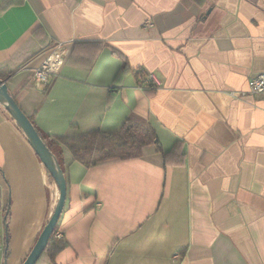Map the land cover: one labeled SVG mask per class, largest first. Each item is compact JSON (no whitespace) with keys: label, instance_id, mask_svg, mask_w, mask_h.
<instances>
[{"label":"crops","instance_id":"1","mask_svg":"<svg viewBox=\"0 0 264 264\" xmlns=\"http://www.w3.org/2000/svg\"><path fill=\"white\" fill-rule=\"evenodd\" d=\"M54 50L60 69L36 87L33 69ZM259 73L264 0H0V79L44 136L129 121L158 139L138 157L90 166L53 144L66 246L35 264H264V97L247 93ZM175 143L182 162L166 164ZM57 195L0 103L6 264L24 261Z\"/></svg>","mask_w":264,"mask_h":264},{"label":"trees","instance_id":"2","mask_svg":"<svg viewBox=\"0 0 264 264\" xmlns=\"http://www.w3.org/2000/svg\"><path fill=\"white\" fill-rule=\"evenodd\" d=\"M91 47L98 52L104 46L102 43H94L91 44ZM127 69L128 66L123 64L117 73V82L120 75L125 73ZM132 72H136L135 75L137 78L139 74L142 73L141 71L134 70H132ZM144 77H146V75L142 74L141 78L143 79ZM147 85H150V83L148 82ZM27 117L52 154L53 144L60 145L66 150L72 161H78L85 166L94 165L108 160L138 157L142 154L145 146L152 143L158 144L157 134L154 129L150 127L145 128L129 121L125 122L120 129L113 132L89 131L79 135L46 137L35 126L33 118L29 116ZM182 155L183 153L180 143H175L170 150L163 152L166 164H180L182 162ZM56 159L65 176L62 162H59L57 157ZM49 177L53 180L50 174ZM65 204L66 202L64 203V206ZM59 219L44 251L39 258L45 255L53 261L57 253L66 246V242L63 241V239L59 240L54 238L55 232L59 229Z\"/></svg>","mask_w":264,"mask_h":264},{"label":"water","instance_id":"3","mask_svg":"<svg viewBox=\"0 0 264 264\" xmlns=\"http://www.w3.org/2000/svg\"><path fill=\"white\" fill-rule=\"evenodd\" d=\"M0 103L5 107L11 117L15 120L17 125L24 132L27 137L31 147L35 151L39 160L44 165L47 172L50 174L54 180L58 195L53 208V211L44 225L42 231L37 237L33 247L21 264H35L42 252L44 251L53 231L58 222V219L63 211L67 185L66 179L62 169L56 157L51 153L49 148L45 145L39 134L37 133L35 127L27 117V115L19 108L14 98L9 94L7 90V85L4 80L0 79ZM6 216V215H5ZM5 216L3 218V223L5 222ZM4 243H7L8 237L6 228H4ZM6 244L4 245V253L6 252ZM3 264H6L5 256L3 257Z\"/></svg>","mask_w":264,"mask_h":264},{"label":"built area","instance_id":"4","mask_svg":"<svg viewBox=\"0 0 264 264\" xmlns=\"http://www.w3.org/2000/svg\"><path fill=\"white\" fill-rule=\"evenodd\" d=\"M63 62V52L58 50L51 51L47 56H45L39 64L33 69V82L36 87L47 84L49 78L53 75H56L60 69V66ZM155 76L153 74L146 75L144 79L143 89H153L155 87ZM151 81L154 83H151ZM152 85H147V83ZM247 93L250 95L263 96L264 97V73H259L251 77L247 82ZM234 94V93H233ZM242 95L241 93H239ZM235 95V96H240ZM55 239H63V234L61 231L57 230L54 234ZM3 251L0 253V261L3 257Z\"/></svg>","mask_w":264,"mask_h":264}]
</instances>
